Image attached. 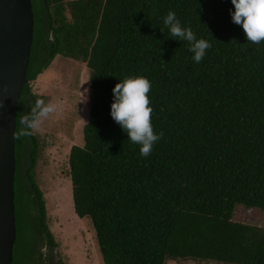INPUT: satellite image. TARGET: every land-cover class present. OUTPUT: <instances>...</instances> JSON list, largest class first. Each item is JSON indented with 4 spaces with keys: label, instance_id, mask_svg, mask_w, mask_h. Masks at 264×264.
Wrapping results in <instances>:
<instances>
[{
    "label": "trees",
    "instance_id": "obj_1",
    "mask_svg": "<svg viewBox=\"0 0 264 264\" xmlns=\"http://www.w3.org/2000/svg\"><path fill=\"white\" fill-rule=\"evenodd\" d=\"M32 3L34 42L16 131L45 98L31 82L57 55L89 69L84 144L72 145L69 167L75 212L91 221L103 264H264V226L233 217L238 204L264 210V42L248 43L232 21L231 0ZM169 11L211 44L200 63L164 25ZM136 76L152 84L151 122L163 132L148 157L110 115L113 88ZM39 139H16V215L35 206L55 245L42 190L33 175L22 181L24 165L25 176L34 170ZM37 252L30 247L22 263L33 264Z\"/></svg>",
    "mask_w": 264,
    "mask_h": 264
},
{
    "label": "rangeland",
    "instance_id": "obj_2",
    "mask_svg": "<svg viewBox=\"0 0 264 264\" xmlns=\"http://www.w3.org/2000/svg\"><path fill=\"white\" fill-rule=\"evenodd\" d=\"M89 75V69L82 62L57 55L51 65L31 82L33 93L38 95L44 93L45 102L62 103V111L45 120L41 129L34 132L40 138L38 160L34 170H29L26 176L24 165L22 174L23 183L24 177L29 179L33 175L43 192L46 202V224L53 233L55 245L47 243L44 228L39 226L36 220L38 211L35 206L31 210H23L17 221L15 264H23L27 251L29 252L30 247L36 243L35 246L43 255L42 260L46 262L50 257L49 261L53 264L103 263L91 221L79 217L75 212L69 167V152L72 145L84 144L83 129L90 114ZM85 89L88 91L85 92ZM79 91L87 97L86 102H79L81 99ZM28 184L29 182L27 186ZM20 187L22 190L29 189L25 185ZM27 194L32 198L29 192ZM233 217L237 221L264 226V210L258 207L238 204ZM37 228L42 233L36 232ZM167 264L221 263L214 261L199 263L190 258L168 259Z\"/></svg>",
    "mask_w": 264,
    "mask_h": 264
},
{
    "label": "water",
    "instance_id": "obj_3",
    "mask_svg": "<svg viewBox=\"0 0 264 264\" xmlns=\"http://www.w3.org/2000/svg\"><path fill=\"white\" fill-rule=\"evenodd\" d=\"M32 0H0V264H12L17 241L16 139L19 102L34 42Z\"/></svg>",
    "mask_w": 264,
    "mask_h": 264
},
{
    "label": "clouds",
    "instance_id": "obj_4",
    "mask_svg": "<svg viewBox=\"0 0 264 264\" xmlns=\"http://www.w3.org/2000/svg\"><path fill=\"white\" fill-rule=\"evenodd\" d=\"M234 12L231 13L233 23L242 26L248 43L264 42V0H231ZM172 37L179 41H187L193 60L200 63L211 44L205 39H197L191 27L181 25L174 11H169L163 20ZM151 82L143 76L129 77L120 81L113 88L114 101L110 115L127 133L128 140L140 145V155H151L153 146L163 137L161 131H154L151 119L153 108L149 93ZM88 90L85 89V92ZM80 92V91H79ZM79 102H86L87 97L80 92ZM62 111V103L36 99L30 106V112L20 117L21 127L14 132L15 139L30 137L41 129L44 121Z\"/></svg>",
    "mask_w": 264,
    "mask_h": 264
},
{
    "label": "flooded vegetation",
    "instance_id": "obj_5",
    "mask_svg": "<svg viewBox=\"0 0 264 264\" xmlns=\"http://www.w3.org/2000/svg\"><path fill=\"white\" fill-rule=\"evenodd\" d=\"M36 232H38V233H42V232H40L39 230H38V228L36 229ZM43 237H44V235H43ZM39 239H40V237H39ZM37 242H38V240H37ZM36 246H37V243L35 244ZM34 245V248H36L37 249V259H36V262H34L33 264H53V262L52 261H49L50 260V257H49V259L47 260V262H46V260H42V258H43V255H42V253L40 252V249H38L36 246ZM49 261V262H48ZM57 263V262H56Z\"/></svg>",
    "mask_w": 264,
    "mask_h": 264
},
{
    "label": "crops",
    "instance_id": "obj_6",
    "mask_svg": "<svg viewBox=\"0 0 264 264\" xmlns=\"http://www.w3.org/2000/svg\"><path fill=\"white\" fill-rule=\"evenodd\" d=\"M60 55V54H59ZM64 57V56H63ZM64 58H67V57H64ZM40 80V79H39ZM45 92H46V90H45ZM44 94V93H43ZM103 264V263H102Z\"/></svg>",
    "mask_w": 264,
    "mask_h": 264
}]
</instances>
